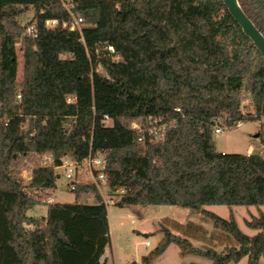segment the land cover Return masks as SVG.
Masks as SVG:
<instances>
[{
  "label": "trees",
  "instance_id": "16d2710c",
  "mask_svg": "<svg viewBox=\"0 0 264 264\" xmlns=\"http://www.w3.org/2000/svg\"><path fill=\"white\" fill-rule=\"evenodd\" d=\"M237 1L264 37V0ZM29 8L34 35L19 21ZM73 18L81 22L71 29ZM46 20L57 24L46 27ZM148 116L173 121L160 143H140L127 127ZM261 118L264 57L222 0H0V264L78 263L79 247L51 209L97 218L108 232L107 206L92 182L78 183L72 202L46 203L62 158L82 165L96 153L109 194L123 191L116 206L186 208L234 242L220 251L197 247L162 227L142 263L174 243L181 254L211 264L244 257L246 264H259L264 213L246 221L257 229L249 236L233 216L204 206L264 205V153L218 152L213 138L219 120L229 129ZM45 155L51 161L44 164ZM82 195L96 202L82 203ZM42 204L48 205L45 217L28 214ZM103 235L85 245L81 264L93 261ZM67 250L78 257L64 263Z\"/></svg>",
  "mask_w": 264,
  "mask_h": 264
},
{
  "label": "rangeland",
  "instance_id": "374dc122",
  "mask_svg": "<svg viewBox=\"0 0 264 264\" xmlns=\"http://www.w3.org/2000/svg\"><path fill=\"white\" fill-rule=\"evenodd\" d=\"M19 21L25 27L32 23L33 9L29 8L26 13L22 14ZM16 50L18 61L17 80L19 81L22 77V55L18 45ZM243 101L242 105L244 106L247 101ZM242 111H245L243 107ZM111 124V122H107V125ZM219 126L223 129L222 132L213 134L218 152L246 153L249 145H252L254 152H258L260 145L264 144V118L242 122L229 129L219 120ZM56 173L58 175L56 188L49 193V197H51L53 203L74 201L75 194L73 191L60 189L61 185L67 183L63 176V170L57 168ZM82 175L87 176V173L83 170ZM79 200L85 204L96 202L91 195H82ZM204 209L222 218L233 216L238 228L249 236L254 235L257 229L248 227L246 221L258 216L261 212L264 213V205H206ZM28 214L45 217L48 214V205H39L29 210ZM50 214L64 219L65 229L79 247L78 255L81 256L77 264H81L87 259L86 256L81 261L83 257L81 253L85 250V245L91 246L94 237L103 232H105V235L98 238L96 243L98 252L90 264H97V261L100 264H103L104 261H106V264H129L132 261H136L138 264H192L189 261L193 258L197 259V257H200L198 259L201 260L202 264L212 263L210 259L203 256L187 255L182 258L179 248L174 243L169 244L161 254L153 256L148 263H142V256L148 255L158 245L162 235L160 232L162 227H166L172 233L189 239L197 247L209 246L220 251L225 245L234 244L228 235L214 228L212 222L203 214L192 213L186 208L173 205H125L118 207L115 204H108V232L102 227L97 218L73 215L66 210L56 209H51ZM146 241L148 244H145ZM72 257H78L75 251H64L63 262L65 263L67 258ZM228 264H246V258H242L237 263L230 262ZM259 264H264V252Z\"/></svg>",
  "mask_w": 264,
  "mask_h": 264
},
{
  "label": "built area",
  "instance_id": "2783aa9c",
  "mask_svg": "<svg viewBox=\"0 0 264 264\" xmlns=\"http://www.w3.org/2000/svg\"><path fill=\"white\" fill-rule=\"evenodd\" d=\"M81 22V18H73V23L70 28L78 27ZM57 24L56 20H46L45 26L52 28ZM36 32L35 25L30 24L26 27L27 35H34ZM19 97V96H18ZM73 97H67V102L73 101ZM174 111H179V108H174ZM104 121L111 122L112 120L105 116ZM173 121L164 122L161 117H152L148 116L143 123L140 120H129L127 122V127L130 128L137 134V141L142 143L147 141L149 143H160L164 140L165 132L167 128L172 125ZM242 122H239L240 124ZM222 128L219 126V122L215 123L213 127V134H218L222 132ZM253 152V151H252ZM252 152H247L248 154ZM258 153H264V144L260 145L258 148ZM51 158L49 155L43 157V163H49ZM60 168L63 170V176L66 179L67 183L65 184L68 191H74L75 187L80 182H92L99 194L102 197L104 204H115L119 195L122 194V190H116V194L109 196V183L106 177V174L103 170L104 162L100 153L89 154L82 165H79L74 159L69 156H64ZM87 173V176L82 175L83 170ZM25 175V174H24ZM46 203H53L51 197L46 199ZM145 244H148L146 241Z\"/></svg>",
  "mask_w": 264,
  "mask_h": 264
},
{
  "label": "water",
  "instance_id": "95a60500",
  "mask_svg": "<svg viewBox=\"0 0 264 264\" xmlns=\"http://www.w3.org/2000/svg\"><path fill=\"white\" fill-rule=\"evenodd\" d=\"M228 13L232 19L241 28L242 32L249 37L255 47L264 57V37L250 21V19L244 14L240 8L237 0H222ZM58 177V176H57ZM64 190H67L66 186H63Z\"/></svg>",
  "mask_w": 264,
  "mask_h": 264
},
{
  "label": "crops",
  "instance_id": "0c3cea01",
  "mask_svg": "<svg viewBox=\"0 0 264 264\" xmlns=\"http://www.w3.org/2000/svg\"><path fill=\"white\" fill-rule=\"evenodd\" d=\"M248 151H249V152H252V151H253V147H252V145H249V146H248V148H247V150H246V153H247ZM63 186H64V185H61V186H60V189H61V190H64V189H63ZM98 192H99V191H98ZM109 231H110V230H109ZM161 237H162V235H161ZM160 239H161V238H160ZM160 239H159V240H160ZM189 241H190V240H189ZM196 241H198V240H196ZM190 242H191V241H190ZM191 243H192V242H191ZM198 243H199V242H198ZM194 246H195V245H194ZM180 254H181V252H180ZM187 255H194V254H181V257L184 258V257H186ZM196 256H199V255H196ZM198 258H200V257H197V259H194V258H193V260H190L189 263H192V264H202V263H201V260L198 259ZM201 258H202V257H201ZM199 261H200V262H199ZM135 262H136V261H135ZM137 263H138V262H137ZM103 264H106V261H104Z\"/></svg>",
  "mask_w": 264,
  "mask_h": 264
}]
</instances>
